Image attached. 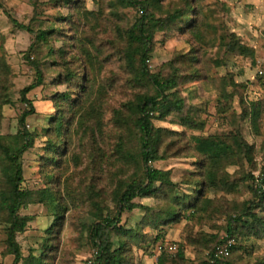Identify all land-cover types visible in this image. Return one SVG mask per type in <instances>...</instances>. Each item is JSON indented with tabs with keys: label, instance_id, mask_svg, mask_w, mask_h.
<instances>
[{
	"label": "trees",
	"instance_id": "1",
	"mask_svg": "<svg viewBox=\"0 0 264 264\" xmlns=\"http://www.w3.org/2000/svg\"><path fill=\"white\" fill-rule=\"evenodd\" d=\"M37 1L31 0L33 4ZM53 1L57 4L76 5V11L82 21L83 32L77 28L73 33L78 35L73 43L78 52L71 57L82 63V74L76 71V68L71 69L67 61L65 69L57 73L59 83H67L72 88L81 89L78 99L72 98L67 92L58 95L60 100L72 103L71 107L69 104L70 110L76 107L75 115L79 116L76 120L81 128L86 129L92 125L87 122H92L94 128L89 126L87 130L92 134L94 130L102 133V103L108 93V86H105L100 78L107 59L103 57L104 45L99 37L103 32V24L107 21L114 22V38L109 44L119 48L123 68L130 77L128 82L131 80L136 86L144 89L114 111L113 122L121 131L115 154L123 164L122 171L116 175L112 191L116 211H111L107 205L102 204V200L96 199L100 197L99 194L90 192L91 214L95 221L85 228L90 242L98 252L96 264H128L125 253L128 242L125 238L139 241L138 229L127 230L118 224L123 212L136 208L146 211L145 222L155 228L172 225L181 219H187L202 227L225 215V238L235 239L229 257L215 255L216 245L223 241L219 233L201 229L188 236L189 244L208 252L202 264H250L246 258H252L248 250L254 247H249L248 242L251 239H264V166H261L258 160V157L264 154V144L261 149L251 144L244 136L241 124L248 121L251 133L258 135L264 117V102L249 100L245 94L248 84L236 82L233 74L227 73L213 78L209 71L225 64L217 55L222 50L237 56L250 57L255 62V49L242 43L239 35L230 31L221 18L216 17V10L207 3L205 5L206 0H113L106 3L101 0L97 10L80 5V0ZM217 5L227 10L224 2L220 1ZM126 8H135L136 15L132 20H121ZM8 15L14 25L34 35L25 55L37 66V84H43V70L40 69L43 64L31 60V53L40 54L46 46L49 58H55L57 54L64 58L68 54L67 49L61 47L56 50L50 44L53 38L57 39L61 35V29L53 24L42 28V25L33 26L32 22L19 23L10 13ZM66 19L70 20L68 17ZM158 32L166 37L175 33L189 34L196 44L190 53H178L166 62V74L162 71L154 73L148 69V60L151 58ZM215 48L217 52L215 57H212L210 52ZM51 62L57 64L54 59ZM261 76L264 77V71ZM11 77L12 68L3 54L0 56V219L5 225L8 252L15 257L14 264H46L45 253L43 256L23 255L17 234L26 230L33 216L22 215L21 209L30 204L42 203L51 210L54 222L47 232L50 234L49 238H52L64 223V214L69 209L68 202L51 186L32 190L24 184V153L35 143V134L28 130L26 123L27 118L35 113L34 104L27 93L37 84L33 83L21 91L26 109L19 118L18 132L3 135L2 109L4 105L12 102L9 97ZM201 79L206 80L202 83L205 90L209 89L220 95L216 112L231 126L230 130L223 134H202L208 122L205 115H209L207 107L210 102L206 99L207 96L197 93L194 89L184 96L178 89L180 85ZM195 99L199 101L196 102ZM62 111L51 117V126L44 130L48 136L44 160L51 165L57 163V156L64 151L61 146L65 144V128L69 120ZM172 115L179 118V124L184 128L201 133L187 136L155 126L154 120H166ZM184 137L187 139L186 144L179 147ZM173 148L174 151L170 152ZM185 151L198 158L196 173L185 179L186 183L194 186L191 193L178 191L177 183L171 180L170 170L162 171L152 166L154 162L179 156ZM258 169L261 170L260 177L253 173ZM250 182L252 185H249ZM247 184L250 199L229 201L218 196L237 195ZM210 191H214L216 195L209 196ZM146 197L160 198L165 205L156 211L136 201ZM107 209L109 211L105 213ZM113 233L120 235L124 243L114 246L111 238ZM164 233H159L155 239H162L161 242L164 243ZM47 247L50 248L51 245L48 244ZM159 254L157 264H183L186 261L183 251L176 254L164 250ZM174 254L176 255L173 256ZM251 264H264V260Z\"/></svg>",
	"mask_w": 264,
	"mask_h": 264
},
{
	"label": "rangeland",
	"instance_id": "2",
	"mask_svg": "<svg viewBox=\"0 0 264 264\" xmlns=\"http://www.w3.org/2000/svg\"><path fill=\"white\" fill-rule=\"evenodd\" d=\"M80 1V5H85L90 10H97L101 2V0ZM103 1L106 3L113 0ZM220 1L226 4L227 10H223L217 5ZM206 3L216 10V17L221 18L222 23L230 31L239 35L242 43L253 47L256 51L254 62L250 57L237 56L235 53L222 50L217 55L224 60L225 64L213 67L209 71V75L214 78L231 73L236 82L248 84L245 94L249 100L264 102V77L259 73V70L264 71V0H206L205 5H207ZM76 10L77 6L73 3L70 5L57 4L53 0H38L35 4L31 0H0V56L6 55L12 68L9 91L12 102L4 105L2 109L1 133L3 135L18 132L19 118L26 109V103L22 101L21 91L33 83L37 84L38 81L37 66L32 64L25 55L34 40V35L26 29L14 25L9 19L8 13L19 23L28 24L32 22L33 26L42 25V28L55 25L61 29V35L57 39L53 38L50 44L56 50L64 47L68 51L64 58L58 54L55 58H49L46 46L43 47L40 54L31 53V60L40 62V65L43 64L40 69L43 70L44 80L43 84H37L27 93L28 98L34 104L35 113L27 118L26 123L28 130L35 134V143L24 153V184L32 190L51 186L68 202L69 209L64 214L65 220L59 232L49 238L50 234L47 230L53 225V212L42 203L30 204L28 207L22 208L21 214L31 215L33 219L25 231L17 234V241L25 257L30 254L43 256L45 253L44 261L46 264L97 263V250L90 242L87 228H85L95 221L91 214L92 206L89 202V196L91 193L99 194L100 197L96 199L102 200V204L107 205L111 211H116L112 191L116 175L122 171L121 166L123 164L115 154V146L121 131L113 122L114 111L119 109L122 103L132 98L134 94L144 90L136 86L131 80L128 82L130 77L123 68L119 48L109 44V41L114 38L112 32L114 22L107 21L106 24H103V32L99 37L104 45L103 57L107 59L100 78L101 82L108 86V93H106L102 103V133L99 134L94 130L92 134L87 130L89 126H93L92 122H87L92 125L87 126L86 129L78 125L77 118L79 116H76V110L74 111L76 107L70 110L69 104L71 107L72 103L60 100L58 95L67 92L72 98L78 99L81 95V89L79 87L72 88L67 83H59L57 76V73L65 69L66 61L71 69L76 68V71L81 74L83 71L82 63L71 59L78 52L76 45L73 44L74 38L78 35H73V33L76 32L77 28L83 32L82 21L79 19ZM123 13L121 20H132L136 15V10L135 8H126ZM63 17L64 20H62ZM67 17L70 20H67ZM195 46V41L189 34L175 33L166 37L163 33L158 32L148 62V69L154 73L162 71L166 74L167 71L164 69L166 62L178 53H190ZM216 52L217 48L210 52V56L215 57ZM53 59L57 64L51 62ZM203 81L206 82L205 79L191 81L180 85L178 89L182 91L184 96H187L188 91L192 89L207 96L206 99L210 102L207 107L209 115H205L208 122L202 134H223L230 130L231 126L216 112V103L221 99L220 95L212 90H205ZM196 92L194 93L196 94ZM96 94L98 95V93ZM194 101L199 100L195 99ZM60 110L65 113L69 124L65 128V144L61 146L64 147V151L57 156V163L51 165L44 160L46 140L48 139L44 130L51 126V117L57 116ZM154 124L157 127L174 130L187 136L192 133H201L184 128L179 124V118L174 115L169 116L166 120L156 119ZM241 126L246 139L251 144H255L257 149H261L264 144V117L258 135L251 133L248 121L242 122ZM53 136H55L54 133ZM186 141L187 139L184 137L183 142L178 146L183 147ZM173 151L174 148L170 150V152ZM197 159L196 155L185 151L179 156H171L154 162L152 166L162 171L170 170L171 180L177 183L178 191L191 193L194 186L186 183L185 179L187 176L196 173ZM258 160L260 165L264 166V154L260 155ZM260 171V169L254 170L253 173L256 177H260L262 175ZM249 185H252V182ZM208 194L211 197L216 195L214 191H210ZM218 196L229 201L250 199L248 184L237 195L218 194ZM136 201L156 211L165 205L162 199L155 197L138 198ZM108 211V209L105 210V213ZM146 215V211L142 208L125 211L118 224L127 230L138 229V242L131 241L128 237L125 238L128 242L125 251L128 264H157L160 255L157 246L162 243V239L156 240L155 238L159 233L165 232L164 243L162 244L176 245V254L183 251L186 258L183 264H202V261L206 260L208 256L207 251L191 246L187 240L188 236L202 229L219 233L221 237H225L224 230L227 223L225 215L219 216L213 223L205 224L202 227L189 222L187 219H181L172 225H161L156 228L145 222ZM4 228L3 220L0 219V264H14L15 257L8 252ZM48 238L49 240H47ZM111 238L116 247L124 243L123 238L115 233L111 235ZM48 244L51 245L50 248L47 247ZM248 245L254 247V249L249 248L248 250L252 258H246L250 264L257 260H264V239H251Z\"/></svg>",
	"mask_w": 264,
	"mask_h": 264
},
{
	"label": "built area",
	"instance_id": "3",
	"mask_svg": "<svg viewBox=\"0 0 264 264\" xmlns=\"http://www.w3.org/2000/svg\"><path fill=\"white\" fill-rule=\"evenodd\" d=\"M149 62V60H148ZM259 73L262 74L263 71L259 70ZM235 244V239L234 238H223V241L218 243L215 248V255L217 257H229L231 254V248ZM168 251L170 253H175L177 250L176 245L174 244H158L157 246V251L162 252V251ZM98 252L96 251V254Z\"/></svg>",
	"mask_w": 264,
	"mask_h": 264
}]
</instances>
